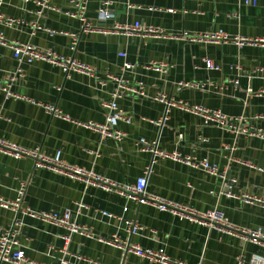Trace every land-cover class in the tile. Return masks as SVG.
Wrapping results in <instances>:
<instances>
[{
	"label": "crops",
	"instance_id": "1",
	"mask_svg": "<svg viewBox=\"0 0 264 264\" xmlns=\"http://www.w3.org/2000/svg\"><path fill=\"white\" fill-rule=\"evenodd\" d=\"M106 2L110 3L114 17L100 20L98 11ZM51 3L59 11L38 18L34 4L2 0L0 10L4 18L22 24L0 23V33L7 41L74 58L92 67L97 78L76 73L66 78L60 67L46 62L20 65L13 51L0 45V84H5L8 76L19 69L23 71V77L11 88L20 99H6L5 92L0 90V138L27 150L40 148L50 157L60 153L68 166L93 172L122 186H133L145 176L149 194L200 213L220 210L233 226L261 230L264 234V208L221 195L224 181L220 176L169 158L154 160L153 153L140 147L145 140L158 151L208 160L218 167L220 174H225V182L235 180L233 193L264 198V173L258 170L264 168V140L205 125L199 116L178 108L167 109L154 100L164 95L190 106L219 110L240 118L239 126L264 133V94L260 95L264 92V46L240 48L234 42L201 44L182 37L222 32L231 39H264V0H257L255 6L246 5L243 0L87 2L86 16L95 28L113 30L116 25L140 24L163 32L161 37L84 33L82 23L66 15L74 10L70 0ZM35 27L57 34L35 31ZM71 34L79 35L75 51ZM206 61L219 69H209ZM125 62L136 66L127 75L128 82L142 86L144 96L126 94L116 100L131 122L120 121L114 127L123 134L122 140H102L84 125L106 123L103 104L112 102L116 91L109 77L118 75ZM161 65L165 71H156ZM180 84L189 86L180 88ZM46 106L56 107L70 121L52 117ZM159 121L162 125L156 126L154 123ZM225 146L235 149L227 151ZM23 184L27 185L23 209L59 214L70 210L92 235H75L68 246L70 253L83 259L80 261L63 254L64 229L0 207L1 230L8 229L17 216L22 217L20 249L30 261L151 264L101 242L115 236L144 250H164L172 263L252 264L255 257L264 258V248L239 232L225 233L149 205H138L117 190L104 191L83 180L36 168L32 158L16 159L0 151V198L15 201ZM104 212L112 217H106ZM127 222H134L141 230L130 235Z\"/></svg>",
	"mask_w": 264,
	"mask_h": 264
},
{
	"label": "built area",
	"instance_id": "2",
	"mask_svg": "<svg viewBox=\"0 0 264 264\" xmlns=\"http://www.w3.org/2000/svg\"><path fill=\"white\" fill-rule=\"evenodd\" d=\"M246 5L255 6L257 0H243ZM25 3H32L37 7L36 15L38 18L43 17L48 12H57L58 8L52 5L51 0H24ZM73 5V12H66V15L78 19L82 23L83 32H101L104 34H129L132 36L139 37H148V36H163V32L158 29L145 27L140 24H136L134 27L120 26L116 25L113 30H103L95 28L87 19V2L88 0H70ZM110 3L106 2L98 11V17L100 20L112 19L114 17L113 13L109 8ZM2 6V0H0V9ZM172 12V11H171ZM0 23H5L9 26L20 25L22 22H18L13 19H5L1 14L0 10ZM44 30L51 35L57 34L56 31H51L44 29L42 27H35V31ZM182 37L187 38L190 42L201 43V44H226L234 42L238 47L244 46H264V39H251V38H234L231 39L227 34L222 32H215L211 34H199V35H188L184 34ZM72 38V50H76L79 42L78 34H71ZM0 45L10 48L14 53V58L17 60L18 64H23L27 62L29 64L34 62H46L53 66H58L62 69L64 75L67 77L72 73L82 74L92 78H97L95 70L81 62H78L74 58H64L58 56L55 52L50 50H43L36 46L29 44H24L17 41H7L5 40L3 34L0 33ZM121 57L125 58V54H121ZM206 65L211 70H218L219 68L215 66L211 61H206ZM164 65L156 67V71H165V67L162 70ZM136 66L129 62H125L120 70L118 75L110 76L109 79L116 86V91L113 95V101L104 103L103 107L107 110V120L105 124H86L84 127L86 129L92 130L98 133L101 136L102 140L106 139H115L122 140L123 134L119 131H116L114 127L120 121H125L126 123L131 122L130 117H126L118 108L116 100L123 97L126 94L144 96L142 86H131L128 82L129 72L135 70ZM23 77V71L19 69L14 74L8 76L5 84H0V90L5 92L6 99L16 98L20 99V96L14 94L11 91L13 84L17 82L18 79ZM189 84H180V88H186ZM264 92H260V95ZM154 100L164 104L167 109L169 108H178L181 111L194 114L202 118L205 125H215L219 129L228 131L236 135H245V136H255L264 140V133L260 130H251L248 127L239 126L238 122L240 118H232L227 114L219 110H209L202 106H190L184 102H176L171 100L164 95H159L154 98ZM46 110L52 115V117L63 119L65 121H70V118L64 115L60 110L53 106H46ZM156 126H161L162 121L154 123ZM182 138V135L180 136ZM140 147L143 150H147L154 155V160L157 158L164 159L169 158L175 162L185 163L190 168L201 169L204 172L212 176H220L224 181V187L221 195L227 196L228 198H233L241 200L246 204H257L264 208V198L258 197L256 195L242 194L238 196L233 193V186L235 180L225 182V174H220L218 167L211 165L208 160H192L190 158H182L178 153H165L158 151L156 147L152 144H149L147 141L142 140L140 142ZM230 146H225V150L232 151ZM0 151L9 155H12L16 159L22 158H32L35 161V167L40 169H47L50 171H56L67 176H70L72 179H79L85 181L86 184L99 187L104 191L117 190L119 194L127 200L133 201L138 205H149L161 212H169L174 216H177L182 219H186L190 222L204 225L207 227H215L218 230L225 233L239 232L247 240L252 243L259 245L264 248V234L261 230L252 231V230H243L241 228L233 226L228 219L225 217L224 213L220 210H210L206 213L196 212L189 208L181 207L177 204L169 202L163 198L156 197L152 194L147 193V178L145 176L138 179L137 183L133 186H122L109 180H105L101 176L94 174L93 172L86 171L81 168L71 167L64 163L61 159V154L58 153L54 157L47 156L42 153L40 148L34 150H27L18 146L13 142H8L0 138ZM250 165V164H248ZM260 172L264 173V168L258 169ZM27 185L23 184L21 189L18 192V197L15 201H7L0 198V207L11 209L15 212H20L22 217H33L47 224L62 228L66 231V234L62 237L64 241L63 254L67 257L77 258L80 261L83 259L77 255H74L68 251V246L71 243L73 236L82 235L89 238H92L89 230L79 224L76 217H74L73 212L66 210L63 214L57 212H34L29 209H23L22 204L26 196ZM106 217H112L111 214L104 212ZM22 217H16L13 221V224L8 228L1 230L0 229V264H41L38 262L30 261L26 258L25 252L20 249L19 236L21 227L23 226ZM128 233L134 235L138 233L141 228L134 222H127ZM108 244L111 247L117 248L127 253L134 254L135 256L142 258L151 264H182V263H172L167 257L164 250L153 251L150 249H142L138 245L130 244L128 241H122L116 236L111 240H101ZM19 248V249H18ZM62 264H68L67 259H63ZM101 264V263H96ZM252 264H264V258L255 257L252 260Z\"/></svg>",
	"mask_w": 264,
	"mask_h": 264
}]
</instances>
